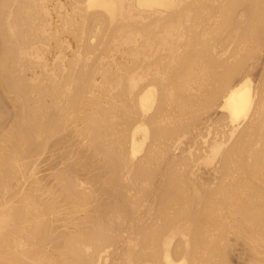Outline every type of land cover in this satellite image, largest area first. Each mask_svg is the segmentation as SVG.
Segmentation results:
<instances>
[{"label":"bare ground","instance_id":"obj_1","mask_svg":"<svg viewBox=\"0 0 264 264\" xmlns=\"http://www.w3.org/2000/svg\"><path fill=\"white\" fill-rule=\"evenodd\" d=\"M0 92V264H264V0H0Z\"/></svg>","mask_w":264,"mask_h":264},{"label":"rangeland","instance_id":"obj_2","mask_svg":"<svg viewBox=\"0 0 264 264\" xmlns=\"http://www.w3.org/2000/svg\"><path fill=\"white\" fill-rule=\"evenodd\" d=\"M3 101H5L4 103H3ZM0 102H1V104H3L4 105V108H5V104H7V105H9V107H7V105H6V107L8 108V109H4L5 111L7 110V112L5 113L4 112V110H3V107H2V109H1V111H0V114H1V112H2V115L1 116H3L2 118L0 117V119H2V120H4V121H2L3 123H5V124H3L4 125V127L1 125V121H0V126H2L1 127V129H3V128H5L6 126L8 127V125L10 124L11 125V121L13 122V115H14V113H12L14 110H12V106H11V102L6 98V96L3 94L2 95V93L0 92ZM5 115V116H4ZM6 115H7V117H6ZM9 118H12V120H10ZM7 121H6V120ZM9 120V121H8ZM6 121V122H5ZM7 122H9V124L7 123ZM7 123V124H6ZM53 141V140H52ZM48 151H46V153H43V154H41V155H36V156H34V157H32V158H27V159H25V163H27L28 165H32L31 163H33V165L32 166H36L37 165V176H39L40 178H41V181L42 182H49V183H52V184H56V182L55 181H53V177L54 176H52V173L54 174L56 171H59L60 170V168L62 169V168H64V162H62V161H60V159H59V157H60V154H59V152L58 151H56V153H55V151H54V153L53 152H48ZM50 153H52V154H50ZM58 153V155H56ZM55 154V155H54ZM54 155V156H53ZM50 156H53V158L52 157H50ZM59 156V157H58ZM51 158V159H50ZM54 158H56V159H54ZM63 164H62V163ZM62 165H61V164ZM57 165V166H56ZM32 166H30L31 167V169L32 168H34V167H32ZM56 169V170H55ZM52 172V173H51ZM51 173V174H50ZM48 174V175H47ZM51 175V176H50ZM47 176H49V177H47ZM32 178H31V173H30V171L29 172H27L26 173V177H25V179H23V181H22V183L24 184H26V183H28V182H31L32 180H31ZM55 180V179H54ZM113 189V187L111 186L110 187V190H112ZM13 195H15V193H13L11 196H12V198H14L13 197ZM17 195V194H16ZM16 195H15V197H16Z\"/></svg>","mask_w":264,"mask_h":264}]
</instances>
